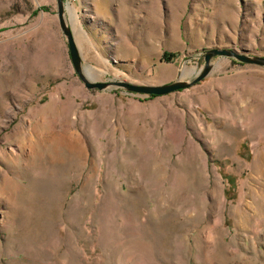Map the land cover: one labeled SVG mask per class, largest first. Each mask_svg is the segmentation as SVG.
<instances>
[{
	"label": "rangeland",
	"instance_id": "rangeland-1",
	"mask_svg": "<svg viewBox=\"0 0 264 264\" xmlns=\"http://www.w3.org/2000/svg\"><path fill=\"white\" fill-rule=\"evenodd\" d=\"M58 9L0 0V264H264V66L218 55L168 95L89 89ZM66 17L95 82L264 57V0H66Z\"/></svg>",
	"mask_w": 264,
	"mask_h": 264
},
{
	"label": "water",
	"instance_id": "water-1",
	"mask_svg": "<svg viewBox=\"0 0 264 264\" xmlns=\"http://www.w3.org/2000/svg\"><path fill=\"white\" fill-rule=\"evenodd\" d=\"M58 13L60 18V23L62 30L67 37L69 47H70V55L75 67L76 72L78 73L79 77L83 80L86 87L89 89H99L105 90L111 86H118L127 91L146 94L148 96H164L170 93L181 91L184 89L191 88L192 86L196 85L197 83L204 80L213 70V62L212 58L218 55H226L233 58H236L242 62L255 64L264 66V57L261 56H249V55H240L233 51L229 50H211L208 51L206 55V63L203 69L198 73L197 77L191 81L185 80H177L171 83H166L162 85H136L128 82H95L89 80V78L85 75L87 71L83 59L81 57L80 50L76 44L73 31L71 26L69 25L66 17V0H58Z\"/></svg>",
	"mask_w": 264,
	"mask_h": 264
},
{
	"label": "crops",
	"instance_id": "crops-1",
	"mask_svg": "<svg viewBox=\"0 0 264 264\" xmlns=\"http://www.w3.org/2000/svg\"><path fill=\"white\" fill-rule=\"evenodd\" d=\"M79 12H81V11H79L76 7L75 8L73 7L72 9H70L69 17H70L71 23H72V21H74L76 19V15L79 17V14H78Z\"/></svg>",
	"mask_w": 264,
	"mask_h": 264
},
{
	"label": "trees",
	"instance_id": "trees-1",
	"mask_svg": "<svg viewBox=\"0 0 264 264\" xmlns=\"http://www.w3.org/2000/svg\"><path fill=\"white\" fill-rule=\"evenodd\" d=\"M154 97H156V96H154Z\"/></svg>",
	"mask_w": 264,
	"mask_h": 264
}]
</instances>
